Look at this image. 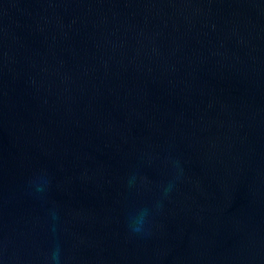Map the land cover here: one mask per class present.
Returning <instances> with one entry per match:
<instances>
[{
    "label": "water",
    "instance_id": "95a60500",
    "mask_svg": "<svg viewBox=\"0 0 264 264\" xmlns=\"http://www.w3.org/2000/svg\"><path fill=\"white\" fill-rule=\"evenodd\" d=\"M0 264H264V0H0Z\"/></svg>",
    "mask_w": 264,
    "mask_h": 264
},
{
    "label": "clouds",
    "instance_id": "9594fccd",
    "mask_svg": "<svg viewBox=\"0 0 264 264\" xmlns=\"http://www.w3.org/2000/svg\"><path fill=\"white\" fill-rule=\"evenodd\" d=\"M136 230H138V229H136ZM53 259L54 260L58 259V256L55 253L53 254Z\"/></svg>",
    "mask_w": 264,
    "mask_h": 264
}]
</instances>
